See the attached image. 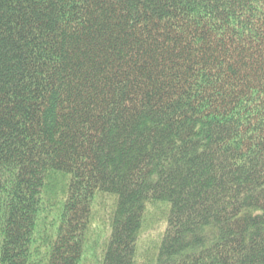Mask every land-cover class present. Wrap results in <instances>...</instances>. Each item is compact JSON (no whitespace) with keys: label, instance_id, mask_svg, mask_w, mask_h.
I'll use <instances>...</instances> for the list:
<instances>
[{"label":"trees","instance_id":"trees-1","mask_svg":"<svg viewBox=\"0 0 264 264\" xmlns=\"http://www.w3.org/2000/svg\"><path fill=\"white\" fill-rule=\"evenodd\" d=\"M104 197L101 264H264V0H0V264H82Z\"/></svg>","mask_w":264,"mask_h":264},{"label":"rangeland","instance_id":"rangeland-1","mask_svg":"<svg viewBox=\"0 0 264 264\" xmlns=\"http://www.w3.org/2000/svg\"><path fill=\"white\" fill-rule=\"evenodd\" d=\"M108 199L102 198L94 206L93 227L91 233V240L87 243V251L84 256L82 264H101L102 249L109 235V223L106 208L109 206ZM156 208H160L155 206ZM155 208L147 211V220L150 223L151 229H146L140 238L139 247L143 252V257L149 258L150 254L155 251V246L163 229V221L165 219V207H162V212L154 214ZM155 227V228H154Z\"/></svg>","mask_w":264,"mask_h":264}]
</instances>
